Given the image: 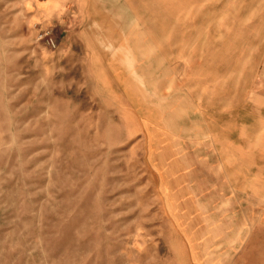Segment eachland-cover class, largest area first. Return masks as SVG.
Listing matches in <instances>:
<instances>
[{"label":"rangeland","instance_id":"1","mask_svg":"<svg viewBox=\"0 0 264 264\" xmlns=\"http://www.w3.org/2000/svg\"><path fill=\"white\" fill-rule=\"evenodd\" d=\"M0 264H264V0H0Z\"/></svg>","mask_w":264,"mask_h":264},{"label":"built area","instance_id":"2","mask_svg":"<svg viewBox=\"0 0 264 264\" xmlns=\"http://www.w3.org/2000/svg\"><path fill=\"white\" fill-rule=\"evenodd\" d=\"M49 42H50L51 44L55 45V42H54L53 38H49Z\"/></svg>","mask_w":264,"mask_h":264}]
</instances>
